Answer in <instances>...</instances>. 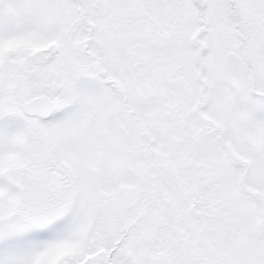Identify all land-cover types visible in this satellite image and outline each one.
Returning <instances> with one entry per match:
<instances>
[{"label": "snow or ice", "instance_id": "1", "mask_svg": "<svg viewBox=\"0 0 264 264\" xmlns=\"http://www.w3.org/2000/svg\"><path fill=\"white\" fill-rule=\"evenodd\" d=\"M0 264H264V0H0Z\"/></svg>", "mask_w": 264, "mask_h": 264}]
</instances>
